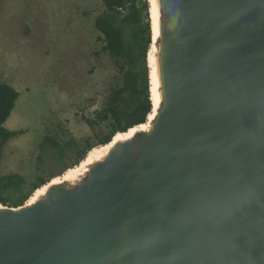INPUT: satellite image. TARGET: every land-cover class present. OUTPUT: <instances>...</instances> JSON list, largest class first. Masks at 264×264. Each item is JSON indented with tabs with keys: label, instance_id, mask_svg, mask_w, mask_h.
<instances>
[{
	"label": "water",
	"instance_id": "1",
	"mask_svg": "<svg viewBox=\"0 0 264 264\" xmlns=\"http://www.w3.org/2000/svg\"><path fill=\"white\" fill-rule=\"evenodd\" d=\"M156 5L154 119L0 204V264H264V0Z\"/></svg>",
	"mask_w": 264,
	"mask_h": 264
},
{
	"label": "rangeland",
	"instance_id": "2",
	"mask_svg": "<svg viewBox=\"0 0 264 264\" xmlns=\"http://www.w3.org/2000/svg\"><path fill=\"white\" fill-rule=\"evenodd\" d=\"M138 3L150 16V2ZM105 11L102 0H0V84L20 93L5 127L25 132L2 149L0 175L18 174L28 184L27 191L4 194L10 207L28 202L38 179L61 177L116 133L112 120L95 129L85 121L95 120L122 85L95 27ZM145 74L144 69L142 86Z\"/></svg>",
	"mask_w": 264,
	"mask_h": 264
},
{
	"label": "trees",
	"instance_id": "3",
	"mask_svg": "<svg viewBox=\"0 0 264 264\" xmlns=\"http://www.w3.org/2000/svg\"><path fill=\"white\" fill-rule=\"evenodd\" d=\"M139 1L141 0H102L106 11L97 18L95 27L104 36L105 51L120 69L122 85L112 91L107 107L97 114L95 120L85 119L92 129L112 120L115 134L126 132L130 128L145 123L151 113L152 102L148 79V54L152 43L151 20L149 14L145 16L140 9ZM144 69L147 80L142 86ZM19 98L20 93L14 87L0 84V162L4 146L10 140L25 133L10 131L5 127ZM115 134L105 137L100 142V146L110 143ZM52 143L63 157L65 151L62 147L54 140ZM93 148L90 146L88 151L90 152ZM37 183V189H39L47 181L38 179ZM27 187V181L21 175H0V204H7L4 198L5 193L24 192L27 191ZM26 201L18 203L15 207L24 205Z\"/></svg>",
	"mask_w": 264,
	"mask_h": 264
},
{
	"label": "bare ground",
	"instance_id": "4",
	"mask_svg": "<svg viewBox=\"0 0 264 264\" xmlns=\"http://www.w3.org/2000/svg\"><path fill=\"white\" fill-rule=\"evenodd\" d=\"M150 2V13H151V22H152V36H153V45L150 49V53L148 55V63L150 67V81H151V98L153 102V107L154 110L152 113L149 115L148 118V123L145 125H142L138 129H147L149 127V123L154 119L156 112L159 108L160 105V98H159V93H158V82H157V77H156V68H155V52H156V42L158 39V10H157V5H156V0H149ZM136 129H132L128 133H118L115 135L113 142L108 145V146H100L99 148L93 149L86 159L82 161L78 166L75 168L68 169L61 177H55L53 178L49 183L56 184L65 180H72L79 176L85 168H87L94 157L103 155L108 148L117 140L122 139V138H129ZM47 187L43 186L39 189L36 190V192L31 196L30 200L28 203H33L39 196H41Z\"/></svg>",
	"mask_w": 264,
	"mask_h": 264
},
{
	"label": "crops",
	"instance_id": "5",
	"mask_svg": "<svg viewBox=\"0 0 264 264\" xmlns=\"http://www.w3.org/2000/svg\"><path fill=\"white\" fill-rule=\"evenodd\" d=\"M8 125H10V124H8ZM16 131H23V130H16ZM24 134H25V133H24ZM68 169H69V168H68ZM68 169H67V170H68Z\"/></svg>",
	"mask_w": 264,
	"mask_h": 264
}]
</instances>
